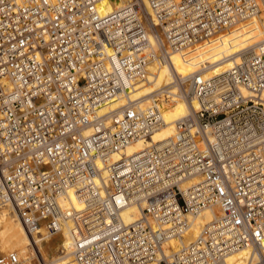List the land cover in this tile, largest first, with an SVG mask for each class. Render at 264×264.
<instances>
[{
  "label": "built area",
  "instance_id": "obj_1",
  "mask_svg": "<svg viewBox=\"0 0 264 264\" xmlns=\"http://www.w3.org/2000/svg\"><path fill=\"white\" fill-rule=\"evenodd\" d=\"M103 1L0 0V208L31 235L67 228L76 264H228L247 247L264 264V39L222 73L206 60L173 70L176 97L198 107L165 143L113 159L171 102L163 88L149 104L132 98L156 77L150 64L189 61L263 0H147L151 11L131 0L102 13ZM132 204L141 214L126 223ZM206 209L211 221L184 242ZM0 264L28 263L9 251Z\"/></svg>",
  "mask_w": 264,
  "mask_h": 264
},
{
  "label": "bare ground",
  "instance_id": "obj_2",
  "mask_svg": "<svg viewBox=\"0 0 264 264\" xmlns=\"http://www.w3.org/2000/svg\"><path fill=\"white\" fill-rule=\"evenodd\" d=\"M130 2L131 0H105L101 3L100 10L102 13H108ZM144 2L148 10L151 11L147 0H144ZM260 17L264 18L263 11L260 13V16L243 21L237 28L222 32L219 37L195 45L192 48L189 61H186L179 52H173L171 53V65L151 63L149 69L157 74L156 77L148 84L141 83L138 86L137 92L132 95V98L136 99L163 88L167 91L165 98L169 97L171 102L163 106V122L151 133L148 139H135L122 152L114 154L113 159L117 160L121 154L131 155L146 148L149 146L148 143L152 137L156 140L155 144L165 143L171 137H174L178 133L177 122L183 117L188 116L192 108H197L198 106L194 98L191 100L185 98V96L182 98L176 97L177 88L173 84V70L186 76L199 70L202 66L201 61L203 60L212 64L209 69L211 74H218L228 70L235 61L239 60L240 52L243 49L264 39V21H261ZM150 100L151 95L146 96L145 104H149ZM124 103L125 99L122 98L111 103L109 108L114 109L122 106ZM106 110L107 108L103 109L102 112ZM187 184L185 183L184 185ZM72 202L75 207L81 208V202L73 195ZM140 214L141 208L132 204L123 211L122 215L126 223H131L137 220ZM212 216L211 210L206 209L192 217V225L190 230L185 234L184 242L188 243L195 239L202 227L211 221ZM43 235L42 229L36 231L33 235L28 233L14 208H0V254L17 251L22 258L26 259L28 264H34V257L28 253L29 250L27 249L32 244L38 255L39 264H76L73 254V239L67 228H64L63 231L54 236ZM57 235L58 237L54 241L49 242L48 238H53ZM34 240L37 241L36 244ZM172 244L174 248L178 247V243L175 240ZM255 263H257V256L250 247L239 250L228 258V264Z\"/></svg>",
  "mask_w": 264,
  "mask_h": 264
},
{
  "label": "rangeland",
  "instance_id": "obj_3",
  "mask_svg": "<svg viewBox=\"0 0 264 264\" xmlns=\"http://www.w3.org/2000/svg\"><path fill=\"white\" fill-rule=\"evenodd\" d=\"M263 13H264V4H263ZM260 19H261V21H264V18L263 17H260ZM204 43V42H203ZM199 44H201V43H199ZM187 73H190V72H187ZM150 142L148 143L149 145H151V144H155V142H156V140L152 137L150 140H149ZM11 211V210H10ZM203 226V225H202ZM201 226V227H202ZM58 237V235L57 236H55V237H53V238H48L49 239V242L50 241H54L56 238ZM29 251H28V253L32 256V254H31V248H30V246H28V248H27ZM76 262V261H75ZM34 264H39V261H37L35 258H34Z\"/></svg>",
  "mask_w": 264,
  "mask_h": 264
}]
</instances>
